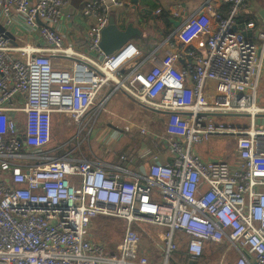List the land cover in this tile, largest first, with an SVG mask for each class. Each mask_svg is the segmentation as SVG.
I'll list each match as a JSON object with an SVG mask.
<instances>
[{
  "label": "built area",
  "instance_id": "built-area-1",
  "mask_svg": "<svg viewBox=\"0 0 264 264\" xmlns=\"http://www.w3.org/2000/svg\"><path fill=\"white\" fill-rule=\"evenodd\" d=\"M68 1L0 0L6 29L19 18L44 42L13 44L0 32V264H168L180 243L190 259L213 243L223 247L218 264H264V128L255 124L264 25L245 22L257 41L237 27L246 0H224V13L203 0L147 54L132 41L110 54L99 46L123 0H86V50L65 44L58 26ZM108 86L164 114L159 140L171 160L151 154L146 171L134 168L137 145L114 152L111 134L82 151ZM53 117L76 128L54 144ZM117 121L124 134L147 132ZM221 137L234 143L235 163L193 150ZM96 216L124 220L113 250L92 236ZM141 222L163 228L152 260Z\"/></svg>",
  "mask_w": 264,
  "mask_h": 264
},
{
  "label": "crops",
  "instance_id": "crops-1",
  "mask_svg": "<svg viewBox=\"0 0 264 264\" xmlns=\"http://www.w3.org/2000/svg\"><path fill=\"white\" fill-rule=\"evenodd\" d=\"M85 1L86 0H69L61 9V18L58 26V30L63 36L64 43L81 50H86L87 40L85 33L87 27L93 21L91 17H85L79 14ZM123 1H125V6L112 7L109 11V16L113 17L121 28L125 27L127 23L132 22L133 25L139 29L140 34L132 36L130 41L137 45L144 54H147L153 47H155V45H158L168 37L172 31L177 29L183 20L200 6L203 0H137L138 3L135 7H133L134 4L132 0ZM214 6L218 12L224 13L227 3L224 0H214ZM141 7H145V10L139 12ZM174 11L177 12L176 15L174 14ZM239 16L240 17L237 19V27L242 31H246V35L252 40L257 41L256 30L253 29L248 33V30H244V25L248 20H254L257 26L264 25L262 22L264 19V0H246L243 12ZM245 16L248 17V20H245ZM212 25H215L214 19L212 20ZM9 31L19 44L25 42L34 43L39 46L44 44L43 40L39 37L37 30L30 31L19 18H14L13 23L9 27ZM173 45L177 50L182 48V45L178 40H173ZM180 61L182 62L183 59ZM260 79V92H258L260 100H257V104L264 109V55ZM213 85L214 83L209 81L208 92L212 91ZM156 113L162 122H164V114L158 111H156ZM119 119L124 120V125L134 123L138 126L145 127L143 124H138L132 116H121ZM115 123H118V121ZM115 123L112 128L108 130L107 135H104L100 140L96 134H93V137L96 140L94 144H91V147L94 150L97 149L98 151L99 143L105 141V138L111 134L115 137H119L115 141H109L114 152H118L125 147L137 145V148H139L137 151L138 157L136 159V165L133 166L134 168L138 166L142 169V167L146 165L151 154H156L157 158L161 161L171 160V154L167 149V146L164 142L159 140L160 136L163 134L164 126L158 138H151L154 133L149 132L145 127L147 130L145 134H148L149 137L138 140L139 134L136 127H132L130 133L124 134V130L121 127H119V129L114 128ZM255 124L258 127L260 125L264 128V111L256 115ZM194 151L204 160L214 159V154L209 152L205 146L196 145ZM113 157L114 155H111L110 159ZM231 162L235 163L236 157L235 160Z\"/></svg>",
  "mask_w": 264,
  "mask_h": 264
},
{
  "label": "rangeland",
  "instance_id": "rangeland-1",
  "mask_svg": "<svg viewBox=\"0 0 264 264\" xmlns=\"http://www.w3.org/2000/svg\"><path fill=\"white\" fill-rule=\"evenodd\" d=\"M260 81L257 87L256 101L260 100L259 88ZM101 93H107L108 97L104 103L103 109L100 111L93 127L92 134H90L89 144L83 143L81 149L85 154H89V148L91 144H94L95 140L93 134L99 137V140L107 135L109 129L112 128L114 123L119 120L121 116L133 117L138 124H143L149 132L159 134L163 128V122L159 118L155 110L150 109L144 105H141L133 101L121 90H112L110 86L103 88ZM102 97V96H101ZM230 117H224L226 120ZM259 127H263L260 126ZM73 126L65 128L59 121L52 120V143L59 141H65L75 130ZM138 132V130H137ZM138 140L141 138L149 137L148 134L139 133ZM111 142V141H110ZM96 144V143H95ZM98 144V143H97ZM196 145L205 146V148L214 154V159L227 160L230 163L235 160L234 143L229 138H210L209 140L200 142L198 144H193V150H195ZM143 171H146V165L142 167ZM137 227V232L140 237L141 248L145 249L149 258L152 260L156 256V251L158 249V244L160 243L157 237L158 231H162L163 228L158 225L148 224L141 222ZM124 220L113 216H96L94 218L92 236L104 243L106 249L113 250V247L117 244L123 234ZM152 236L153 240L149 237ZM178 250H184L182 243H180ZM178 250L173 253L172 258L168 264H183ZM204 252L202 255L201 262L199 264H218L221 251L216 249L215 246L206 245L204 247Z\"/></svg>",
  "mask_w": 264,
  "mask_h": 264
},
{
  "label": "water",
  "instance_id": "water-1",
  "mask_svg": "<svg viewBox=\"0 0 264 264\" xmlns=\"http://www.w3.org/2000/svg\"><path fill=\"white\" fill-rule=\"evenodd\" d=\"M132 2L134 4L133 7H135L138 3L137 0H132ZM141 10H145V7H141V9H139V12H141ZM262 22L264 23V19L262 20ZM250 31L251 30H248V33ZM0 32L4 36L8 37L13 44L16 43L13 39L12 33L1 23ZM135 34H140V31L133 25L132 22L127 23L125 27L121 28L116 23L114 18L109 16L106 26H104L101 31L99 46L105 54H110L121 47L124 43L130 41L132 36H134ZM244 34H246V31H244ZM193 263H195V261H193Z\"/></svg>",
  "mask_w": 264,
  "mask_h": 264
},
{
  "label": "trees",
  "instance_id": "trees-1",
  "mask_svg": "<svg viewBox=\"0 0 264 264\" xmlns=\"http://www.w3.org/2000/svg\"><path fill=\"white\" fill-rule=\"evenodd\" d=\"M239 17H240V16H239ZM239 17H237V19H238ZM244 18H245V20H248V17H247V16H245ZM239 21H240V20H239ZM241 21H242V20H241ZM123 228H124V227H123ZM182 245H183V244H182ZM208 245L215 246L216 249H220V250H222V248H223L221 245H217V244H213V243L208 244ZM114 247H115V246H114ZM114 247H113V249H114ZM179 247H180V246H179ZM179 247H178V249H179ZM183 248H184V245H183ZM203 252H204V250L202 251L201 255H200L199 257H197L196 259H190V258H188V256L185 254V249H184V250H178V253H179V255H180V258H181L183 264H199V263L201 262ZM193 261H195V263H193Z\"/></svg>",
  "mask_w": 264,
  "mask_h": 264
}]
</instances>
